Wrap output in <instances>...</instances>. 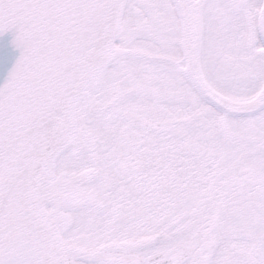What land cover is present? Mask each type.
<instances>
[{
	"label": "snow or ice",
	"instance_id": "obj_1",
	"mask_svg": "<svg viewBox=\"0 0 264 264\" xmlns=\"http://www.w3.org/2000/svg\"><path fill=\"white\" fill-rule=\"evenodd\" d=\"M0 264H264V0H0Z\"/></svg>",
	"mask_w": 264,
	"mask_h": 264
},
{
	"label": "water",
	"instance_id": "obj_2",
	"mask_svg": "<svg viewBox=\"0 0 264 264\" xmlns=\"http://www.w3.org/2000/svg\"><path fill=\"white\" fill-rule=\"evenodd\" d=\"M14 33L0 35V86L6 82L9 73L19 59L20 50L14 44Z\"/></svg>",
	"mask_w": 264,
	"mask_h": 264
}]
</instances>
